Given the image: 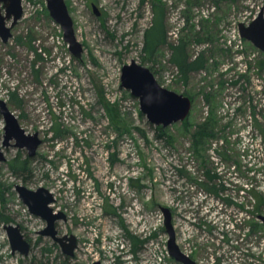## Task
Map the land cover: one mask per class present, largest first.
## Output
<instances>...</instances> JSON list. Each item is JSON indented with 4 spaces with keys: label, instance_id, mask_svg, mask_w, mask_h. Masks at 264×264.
Masks as SVG:
<instances>
[{
    "label": "rangeland",
    "instance_id": "1",
    "mask_svg": "<svg viewBox=\"0 0 264 264\" xmlns=\"http://www.w3.org/2000/svg\"><path fill=\"white\" fill-rule=\"evenodd\" d=\"M64 1L79 57L46 0H22L12 37L0 38V102L42 140L31 157L26 148L3 149L0 264H182L168 253L161 207L196 264H264V223L257 217L247 229L251 213L264 215V52L238 31L264 15V0ZM156 10L165 41L148 58L144 33ZM181 42L202 68L180 72L172 48ZM132 60L191 101L163 138L121 86ZM210 118L213 131L195 146L193 132ZM4 127L0 108L2 134ZM17 157L28 160L24 171L10 167ZM17 184L52 192L51 208L66 216L55 224L59 236L77 239L72 256L39 233L46 221L21 201ZM9 224L20 226L28 254L12 251Z\"/></svg>",
    "mask_w": 264,
    "mask_h": 264
},
{
    "label": "water",
    "instance_id": "2",
    "mask_svg": "<svg viewBox=\"0 0 264 264\" xmlns=\"http://www.w3.org/2000/svg\"><path fill=\"white\" fill-rule=\"evenodd\" d=\"M21 2L22 0H0V38L4 43L12 37L11 28L23 15ZM46 6L51 18L62 28L63 38L70 51L74 56L79 57L82 52V44L76 39L73 22L65 1L46 0ZM9 20H11L10 24H8ZM238 31L241 38L250 41L264 52V15L262 12L247 25L239 23ZM121 86L130 90L131 94L139 99L142 114L154 125L166 127L172 123L184 121L189 115L191 109L189 97L159 84L152 71L135 60L122 67ZM0 105L5 120L3 145L8 146L10 140H15V147L26 148L28 156H33L42 143L38 133H26L19 126L17 117L6 107L4 102L1 101ZM4 160L5 156L0 147V162ZM15 189L21 201L28 206L29 211L46 221L40 234L51 237L60 245L64 254L72 256L77 246V239L73 234L57 235L55 223L62 219L65 220L66 216L63 212H55L51 208L50 204L54 202L53 194L44 187L32 190L22 184L15 185ZM161 210L164 215L165 230L169 236L167 241L169 255L182 264H196L189 255L180 250L176 243L169 208L161 207ZM258 218L264 223V215H259ZM5 228L12 251L17 250L23 255L28 254L30 245L21 233L20 226L9 224ZM92 264H100V262L95 261Z\"/></svg>",
    "mask_w": 264,
    "mask_h": 264
},
{
    "label": "trees",
    "instance_id": "3",
    "mask_svg": "<svg viewBox=\"0 0 264 264\" xmlns=\"http://www.w3.org/2000/svg\"><path fill=\"white\" fill-rule=\"evenodd\" d=\"M155 17L152 21V24L149 28L146 29L144 33V46H143V52L144 57H152L156 51V48L158 45L164 43L165 41V33L163 29V20L161 11L156 10L155 11ZM36 51V48H34ZM185 43L181 42L176 47L172 48V62L179 68L181 73L186 74L187 72L191 70H197L203 67L204 59L201 56H196L195 59L189 60L188 56L185 53ZM39 55V54H38ZM260 68L264 70V62H261ZM210 119H205V123H200L197 125L195 131L192 134V139L195 146L199 145V142H201L207 135H210L209 132L213 131V123L214 121H210ZM210 121V122H209ZM167 127H163L161 125H157L155 127L156 131V137L157 138H163L165 136V133L167 131ZM28 160L21 161L19 157L14 158L10 162V167L13 171L21 172L26 169V162ZM254 194V199L256 201V204L258 206L262 203V196L257 191L252 192ZM252 217L250 218V216ZM249 216L248 221V228L251 232L254 228L257 227V225L260 224V222L257 220L258 214L251 213ZM262 224V223H261ZM264 225V224H262Z\"/></svg>",
    "mask_w": 264,
    "mask_h": 264
},
{
    "label": "flooded vegetation",
    "instance_id": "4",
    "mask_svg": "<svg viewBox=\"0 0 264 264\" xmlns=\"http://www.w3.org/2000/svg\"><path fill=\"white\" fill-rule=\"evenodd\" d=\"M11 23V20H9L8 21V24H10ZM17 24V23H16ZM16 24L14 25V26H16ZM14 26L11 28V32H12V29L14 28ZM1 134V136H0V147H1V149H2V151H3V149L4 148H7V147H9L10 145H13L14 146V143H11V141L12 140H10V145H8V146H4L3 145V134L2 133H0ZM15 147V146H14ZM18 148V147H17ZM4 153V152H3ZM6 159V158H5ZM56 224V223H55ZM57 232H58V230H57ZM40 233V232H39ZM57 235H59V233H57Z\"/></svg>",
    "mask_w": 264,
    "mask_h": 264
},
{
    "label": "bare ground",
    "instance_id": "5",
    "mask_svg": "<svg viewBox=\"0 0 264 264\" xmlns=\"http://www.w3.org/2000/svg\"><path fill=\"white\" fill-rule=\"evenodd\" d=\"M52 193V192H51Z\"/></svg>",
    "mask_w": 264,
    "mask_h": 264
}]
</instances>
